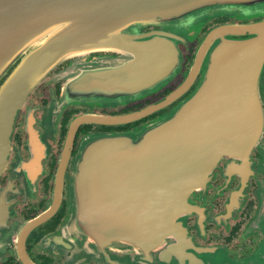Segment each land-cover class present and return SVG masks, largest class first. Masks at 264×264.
I'll return each mask as SVG.
<instances>
[{"label":"water","instance_id":"95a60500","mask_svg":"<svg viewBox=\"0 0 264 264\" xmlns=\"http://www.w3.org/2000/svg\"><path fill=\"white\" fill-rule=\"evenodd\" d=\"M220 17H264V0H0V81L8 74L0 85V175L18 111L59 65L74 61L60 74L66 83L55 111L68 102L137 100L179 70L183 37ZM102 50L122 53L116 68L100 69L98 58L79 62ZM190 71H201V80L166 115L133 131L82 140L61 231L76 247L86 240L128 246L169 233L217 163L225 156L242 160L258 144L264 20L212 28L199 41Z\"/></svg>","mask_w":264,"mask_h":264},{"label":"flooded vegetation","instance_id":"af4514ba","mask_svg":"<svg viewBox=\"0 0 264 264\" xmlns=\"http://www.w3.org/2000/svg\"><path fill=\"white\" fill-rule=\"evenodd\" d=\"M263 20L220 17L207 22L178 44L182 61L173 78L157 92L133 101L68 102L55 111L51 107L60 101L66 83L60 74L74 61L51 71L17 113L0 175V264H264V132L244 159L225 156L217 163L205 188L189 196L169 233L128 246L86 240L80 248L61 234L70 206L72 166L82 140L133 131L166 115L190 97L201 80V71L193 76L190 70L207 32L222 24ZM121 57L120 52L102 50L79 62L98 58L105 71L116 68ZM260 87L264 110V72ZM123 116L133 117L125 123L104 122ZM83 117L85 122L75 123Z\"/></svg>","mask_w":264,"mask_h":264}]
</instances>
